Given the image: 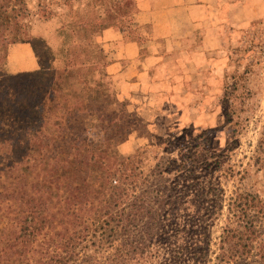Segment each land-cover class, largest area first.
Wrapping results in <instances>:
<instances>
[{"label": "rangeland", "instance_id": "rangeland-1", "mask_svg": "<svg viewBox=\"0 0 264 264\" xmlns=\"http://www.w3.org/2000/svg\"><path fill=\"white\" fill-rule=\"evenodd\" d=\"M12 1L16 20L4 34L11 43L0 47L1 184L10 181L6 169L28 145L49 144V156L61 159L67 156L59 153L62 142L78 132L84 142L76 147L75 161L98 162L89 168L91 176L101 171L99 163L115 168L126 157H135L130 167L134 176L148 175L156 164L195 161L194 169L216 184L224 199L213 239L225 222L228 198L248 196L264 204V17L229 27L218 53L221 63L208 70L216 71L215 83L206 75L203 100L190 101L195 107L200 101L203 112L193 111L182 120L183 111L174 113L169 105L161 112L151 109L154 117H139L132 104L117 98L124 84L107 73L112 53L107 33L132 31L133 0ZM37 55L53 68L33 74L40 68ZM36 131L49 140L34 138ZM52 148L58 151L52 153ZM42 168L47 167L36 171ZM66 171L58 174L69 181L73 174L77 179L82 175L75 166ZM94 184L74 188L88 192L96 189Z\"/></svg>", "mask_w": 264, "mask_h": 264}, {"label": "trees", "instance_id": "trees-1", "mask_svg": "<svg viewBox=\"0 0 264 264\" xmlns=\"http://www.w3.org/2000/svg\"><path fill=\"white\" fill-rule=\"evenodd\" d=\"M11 1L0 0V47L11 43L4 35L16 20ZM37 61L33 74L53 68L50 60ZM33 136L49 140L37 131ZM82 142L78 132L63 141L59 153L67 156L61 159L49 156V144L28 145L6 169L12 174L0 183V264H264L260 201L228 198L225 222L213 239L224 199L194 169L195 161L156 164L148 175L134 176L135 157H126L115 168L99 163L101 171L91 176L89 168L98 162L75 161ZM42 165L47 168L36 171ZM74 166L82 173L78 179L58 174ZM92 179L95 190L74 188Z\"/></svg>", "mask_w": 264, "mask_h": 264}, {"label": "crops", "instance_id": "crops-1", "mask_svg": "<svg viewBox=\"0 0 264 264\" xmlns=\"http://www.w3.org/2000/svg\"><path fill=\"white\" fill-rule=\"evenodd\" d=\"M133 3L132 31L115 29L107 33L112 53L106 70L124 84L118 88L117 98L132 104L139 117L149 113L154 117L153 109L161 112L167 105L174 113L182 110V120L193 111L203 112L200 101L197 107L190 101L203 100L206 75L215 83L216 71L210 74L208 70L221 63L218 53L223 36L229 33V27L244 26L264 17V0ZM6 69L12 73L7 64Z\"/></svg>", "mask_w": 264, "mask_h": 264}]
</instances>
